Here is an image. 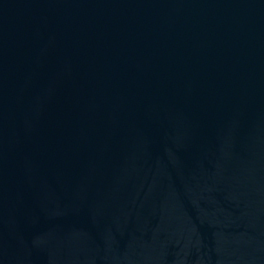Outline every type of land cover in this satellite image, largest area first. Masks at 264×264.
Returning <instances> with one entry per match:
<instances>
[{
	"label": "water",
	"instance_id": "1",
	"mask_svg": "<svg viewBox=\"0 0 264 264\" xmlns=\"http://www.w3.org/2000/svg\"><path fill=\"white\" fill-rule=\"evenodd\" d=\"M0 264H264V0H0Z\"/></svg>",
	"mask_w": 264,
	"mask_h": 264
}]
</instances>
